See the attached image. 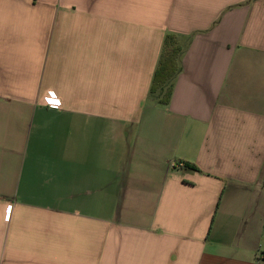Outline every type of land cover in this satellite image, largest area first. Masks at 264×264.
<instances>
[{"label":"crops","instance_id":"crops-1","mask_svg":"<svg viewBox=\"0 0 264 264\" xmlns=\"http://www.w3.org/2000/svg\"><path fill=\"white\" fill-rule=\"evenodd\" d=\"M0 264H264V0H0Z\"/></svg>","mask_w":264,"mask_h":264},{"label":"trees","instance_id":"trees-1","mask_svg":"<svg viewBox=\"0 0 264 264\" xmlns=\"http://www.w3.org/2000/svg\"><path fill=\"white\" fill-rule=\"evenodd\" d=\"M181 52L176 36L168 34L165 38L150 92L152 96L159 97L161 104L167 105L171 100L173 93L172 80L180 72L179 58ZM185 166L194 171H199L193 164H186Z\"/></svg>","mask_w":264,"mask_h":264}]
</instances>
